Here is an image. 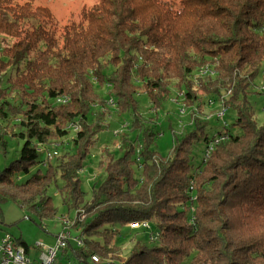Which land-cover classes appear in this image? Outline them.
<instances>
[{
    "label": "trees",
    "instance_id": "1",
    "mask_svg": "<svg viewBox=\"0 0 264 264\" xmlns=\"http://www.w3.org/2000/svg\"><path fill=\"white\" fill-rule=\"evenodd\" d=\"M0 36L13 40L0 48V124L9 123L0 127V149L7 150L13 121L25 141L0 173V205L12 200L56 218L48 190L60 176L61 194L77 210H92L91 220L76 224L82 245L65 250L80 262L94 255L121 261L116 226L149 220L157 245L138 244L122 264H264V126L248 102L264 72V0H100L62 29L33 0H0ZM206 68L214 73L202 77ZM144 94L154 112L174 94L193 112L194 130L166 158L153 148L157 115L147 122L140 113ZM205 95L223 101L226 114L237 112L212 137L201 118ZM114 112L132 116L116 134L126 150L118 158L105 149L107 178L83 206L79 173ZM201 141L206 154L195 166ZM41 147L65 152L56 168L19 182L39 163ZM15 245L28 254L34 248L22 238Z\"/></svg>",
    "mask_w": 264,
    "mask_h": 264
},
{
    "label": "rangeland",
    "instance_id": "2",
    "mask_svg": "<svg viewBox=\"0 0 264 264\" xmlns=\"http://www.w3.org/2000/svg\"><path fill=\"white\" fill-rule=\"evenodd\" d=\"M23 4L26 0H16ZM100 0H33L34 7L47 8L58 27L62 29L65 26L79 23L82 19L83 12L91 9L97 5ZM8 44H12L13 40L0 36V48L3 46V40ZM2 52L0 51V58ZM96 89L101 95L106 96L109 92V88L106 86L96 85ZM251 94L248 96V102L252 106L255 113V118L260 126H264V72L263 69L258 77H256L250 87ZM140 105V113L144 119L149 122L151 118H155L156 132L159 133L160 138L154 143V150H156L160 156L166 158L170 156L173 148L183 134L190 133L194 130L192 125V115L188 112L186 115L181 113L182 106L178 105L179 101H176L177 95L174 94L169 102L163 105V109L158 112H154L149 102V99L144 94L138 97ZM182 101V99L180 98ZM211 101L213 102L211 104ZM204 105L202 106L203 114L201 118L207 120L206 133L212 137L217 132L223 130L225 125H231L237 119V112L230 108L224 119H219L218 114L224 107L218 97L215 95H205L203 97ZM190 111V109H189ZM11 123L10 127L6 131L4 140L7 144V150L2 147L0 149V173L4 171L11 163L17 161L20 158L21 150L25 144V141L20 137L19 127L16 126L15 121ZM132 122V116L128 114L119 115L118 112H114L109 118V127L101 132L97 136V143L91 149L86 162L84 164L83 172L79 173L81 180V187L86 194L85 203L83 206L92 202L94 198V188H99L107 178L105 168L101 167L104 161L105 149L109 148L110 151L116 155V157H122L126 148L122 146L121 137L116 136V133H121L125 129L123 128L128 123ZM9 123L5 122L4 125L0 124V127L8 126ZM131 141H135L136 134H131ZM120 144V145H119ZM205 141H201L195 146L193 153V164L197 166L201 164L206 154ZM65 150L62 148L59 151L51 150L46 151L45 148H40L39 163L28 173L23 174L20 178L21 183L27 181L31 177L43 175L46 173L48 164L52 165L53 168L58 166V156L63 154ZM64 186V182L60 176H57L56 181L50 186L48 190L49 196L53 199V205L57 209L56 218H44L42 219L38 214L31 210H27L23 205L16 203L15 201H8L0 205L1 209V222H0V233L6 232L11 235L13 240L22 238L28 244H35L39 239V235L42 231L47 233H56L66 225L61 222L63 218L69 220L71 223L68 224V228L71 230L73 239L71 244L73 245L74 238L79 236L81 230L76 228L77 222L84 220H91L90 218L92 210L91 206L86 209L77 208L67 200V198L61 194V189ZM92 203H90L91 205ZM84 213V214H80ZM144 222H150L151 228L147 226L131 227L129 225H118L116 226L117 237L116 243L122 250L121 261L114 263L110 259H103L104 264H122L128 260L133 252L136 250L138 244L145 245L147 247L156 246L149 240L150 230H156L155 224L152 221L146 220ZM43 223V228L39 225ZM47 230V231H46ZM47 233V234H48ZM49 236V235H48ZM76 246V244L74 245ZM33 248V247H32ZM35 250V247L33 248ZM36 251V250H35ZM39 250H37L38 252ZM44 250H42L43 252ZM63 253V252H62ZM61 253V255H62ZM32 258H38L39 255L33 256ZM61 255L59 257V263L61 264ZM100 256V255H99ZM101 257V256H100ZM75 264H93L91 259L88 262H80L76 257Z\"/></svg>",
    "mask_w": 264,
    "mask_h": 264
},
{
    "label": "built area",
    "instance_id": "3",
    "mask_svg": "<svg viewBox=\"0 0 264 264\" xmlns=\"http://www.w3.org/2000/svg\"><path fill=\"white\" fill-rule=\"evenodd\" d=\"M214 72L211 69H204L201 72V76L212 75ZM67 98L62 99L61 102H65ZM177 99L174 102L177 104ZM112 103V101H111ZM180 105V104H178ZM182 114H186V110L184 107L181 109ZM226 115V109L224 108L221 112H219V119H224ZM227 126V124L225 125ZM127 125L123 128L126 129ZM68 129L73 130L75 132L79 131V127L76 125H70ZM118 134V133H116ZM225 136L217 137L214 143H218L222 140H225ZM142 149V147H140ZM83 171V170H82ZM81 171V172H82ZM84 214V213H80ZM62 223L66 224L60 233L56 236V240L53 244L48 245V234L45 231H42L37 243L34 244L35 250L38 251V258H32L24 248L16 247L15 240L11 237L9 233L2 232L0 233V264H58L59 257L62 252L69 248L70 243L72 242L73 236L71 230L68 228V224L71 223L69 220L63 218L61 220ZM129 226L138 227V226H147L148 229L151 228L150 222L144 223H132ZM160 234L158 232H154L150 230V241L154 242L159 239ZM74 242L81 246L83 241L82 238L76 237L74 238ZM42 250H44L42 252ZM93 264H104V260L99 255H94L91 258Z\"/></svg>",
    "mask_w": 264,
    "mask_h": 264
},
{
    "label": "crops",
    "instance_id": "4",
    "mask_svg": "<svg viewBox=\"0 0 264 264\" xmlns=\"http://www.w3.org/2000/svg\"><path fill=\"white\" fill-rule=\"evenodd\" d=\"M47 231V230H46ZM48 233V231H47ZM60 233V230L58 232H56L55 234L54 233H48V240H47V244L48 245H51L55 242L56 240V236ZM41 234V233H40ZM40 236V235H39ZM76 243L73 244V247H75ZM29 245H33V244H29ZM76 247H78V245L76 244ZM30 254L33 255V256H36L38 255L39 253L37 251H35L33 248L30 249ZM61 264H75V258L72 257V252L71 250L69 249L67 252H63L62 255H61ZM92 262V261H91Z\"/></svg>",
    "mask_w": 264,
    "mask_h": 264
}]
</instances>
